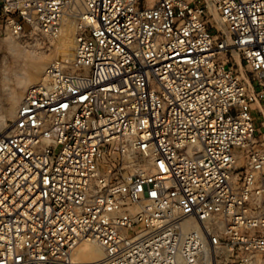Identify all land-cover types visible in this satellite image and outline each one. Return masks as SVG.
I'll return each instance as SVG.
<instances>
[{
    "label": "built area",
    "instance_id": "built-area-1",
    "mask_svg": "<svg viewBox=\"0 0 264 264\" xmlns=\"http://www.w3.org/2000/svg\"><path fill=\"white\" fill-rule=\"evenodd\" d=\"M150 1L0 0L75 33L0 121V264H264V0Z\"/></svg>",
    "mask_w": 264,
    "mask_h": 264
},
{
    "label": "rangeland",
    "instance_id": "rangeland-1",
    "mask_svg": "<svg viewBox=\"0 0 264 264\" xmlns=\"http://www.w3.org/2000/svg\"><path fill=\"white\" fill-rule=\"evenodd\" d=\"M74 34V31H68L59 40H51L45 36L20 39L0 38L1 122H10L15 118L29 88L27 80L20 77L23 69L30 64L39 66L42 63V68L45 70L51 61L55 59L64 60L67 48L74 56ZM16 98L20 99L15 105L14 100ZM12 110L15 112L13 115H11ZM261 122L262 118L258 117V127H260ZM104 261V251L93 244H82L75 255V264H103Z\"/></svg>",
    "mask_w": 264,
    "mask_h": 264
},
{
    "label": "bare ground",
    "instance_id": "bare-ground-1",
    "mask_svg": "<svg viewBox=\"0 0 264 264\" xmlns=\"http://www.w3.org/2000/svg\"><path fill=\"white\" fill-rule=\"evenodd\" d=\"M153 0L150 1V4H153ZM72 53L70 52V49L67 48L66 50V55L64 57L65 60H72ZM40 60V59H39ZM39 64V63H38ZM27 66V65H26ZM43 64L41 63V65L39 66H33L32 64H30V66H28L27 68H24L22 73H20V77L21 79L25 78L24 80H27L28 82V87L36 85L38 83H40V81L42 80L43 77V73H44V68H42ZM20 98H16L14 100V104L16 105L18 103ZM13 109V108H12ZM15 114L14 110L11 111V115ZM93 245H97L95 243H92ZM90 244V245H92ZM101 250H103L99 245H97ZM103 264H106V262L104 261Z\"/></svg>",
    "mask_w": 264,
    "mask_h": 264
}]
</instances>
